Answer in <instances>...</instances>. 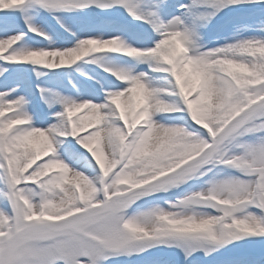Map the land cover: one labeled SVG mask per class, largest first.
Instances as JSON below:
<instances>
[{
  "label": "snow or ice",
  "instance_id": "obj_1",
  "mask_svg": "<svg viewBox=\"0 0 264 264\" xmlns=\"http://www.w3.org/2000/svg\"><path fill=\"white\" fill-rule=\"evenodd\" d=\"M0 264H264V0H0Z\"/></svg>",
  "mask_w": 264,
  "mask_h": 264
}]
</instances>
